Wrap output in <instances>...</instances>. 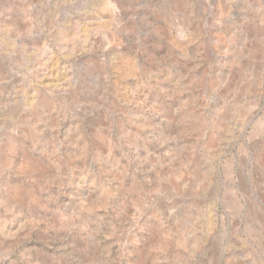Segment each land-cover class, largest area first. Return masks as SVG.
<instances>
[{
    "label": "rangeland",
    "instance_id": "1",
    "mask_svg": "<svg viewBox=\"0 0 264 264\" xmlns=\"http://www.w3.org/2000/svg\"><path fill=\"white\" fill-rule=\"evenodd\" d=\"M264 0H0V264H264Z\"/></svg>",
    "mask_w": 264,
    "mask_h": 264
},
{
    "label": "water",
    "instance_id": "2",
    "mask_svg": "<svg viewBox=\"0 0 264 264\" xmlns=\"http://www.w3.org/2000/svg\"><path fill=\"white\" fill-rule=\"evenodd\" d=\"M263 104H264V102H263Z\"/></svg>",
    "mask_w": 264,
    "mask_h": 264
}]
</instances>
